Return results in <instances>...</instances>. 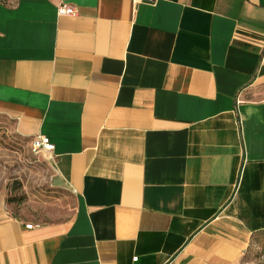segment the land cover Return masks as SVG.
<instances>
[{
  "label": "crops",
  "instance_id": "0c3cea01",
  "mask_svg": "<svg viewBox=\"0 0 264 264\" xmlns=\"http://www.w3.org/2000/svg\"><path fill=\"white\" fill-rule=\"evenodd\" d=\"M0 115L76 197L39 222L0 191V264H244L264 234V0H0Z\"/></svg>",
  "mask_w": 264,
  "mask_h": 264
},
{
  "label": "rangeland",
  "instance_id": "374dc122",
  "mask_svg": "<svg viewBox=\"0 0 264 264\" xmlns=\"http://www.w3.org/2000/svg\"><path fill=\"white\" fill-rule=\"evenodd\" d=\"M32 139L0 115V191L18 216L39 222L66 218L74 210L75 194L56 185L52 157L44 150L34 152ZM244 264H264V234L254 237Z\"/></svg>",
  "mask_w": 264,
  "mask_h": 264
},
{
  "label": "built area",
  "instance_id": "2783aa9c",
  "mask_svg": "<svg viewBox=\"0 0 264 264\" xmlns=\"http://www.w3.org/2000/svg\"><path fill=\"white\" fill-rule=\"evenodd\" d=\"M135 4L139 3H155L156 0H133ZM58 13L60 15H77L79 13V10L77 6L70 4V3H60L58 5ZM32 150L34 152L39 151H46L48 153H52L55 149V144L51 141V139L44 134H37L33 137L32 143H31ZM34 226L33 223H28L27 227L32 228ZM137 257H135L136 259Z\"/></svg>",
  "mask_w": 264,
  "mask_h": 264
}]
</instances>
